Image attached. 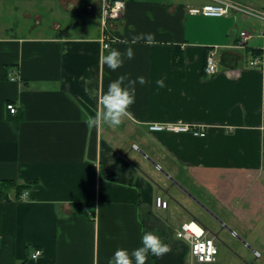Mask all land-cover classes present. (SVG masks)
<instances>
[{
	"label": "crops",
	"instance_id": "1",
	"mask_svg": "<svg viewBox=\"0 0 264 264\" xmlns=\"http://www.w3.org/2000/svg\"><path fill=\"white\" fill-rule=\"evenodd\" d=\"M123 1L105 27L103 0H0V264H108L146 231L169 248L146 264H264V53L261 67L249 65L264 40L233 47L263 23L190 13L212 0ZM232 1L264 10V0ZM113 47L132 48L133 59L108 68ZM212 48L219 59L237 54V67L207 76ZM123 73L145 78L135 102L118 126L89 127ZM192 219L215 236V262H197L177 239Z\"/></svg>",
	"mask_w": 264,
	"mask_h": 264
},
{
	"label": "built area",
	"instance_id": "2",
	"mask_svg": "<svg viewBox=\"0 0 264 264\" xmlns=\"http://www.w3.org/2000/svg\"><path fill=\"white\" fill-rule=\"evenodd\" d=\"M126 8V2L123 0H103V5L101 9V14L105 20V27L108 26V21L112 18L119 16ZM88 10H92V6H87ZM190 13L193 15H202L208 18H221L231 15H241L250 19H258L264 25V10H258L247 6L238 1L232 0H212V3L204 5L200 8H192ZM255 36H258L264 40V28L260 32L252 33L249 30H242L240 32V39L235 44V48L241 50H247L248 43ZM105 48L109 49V37H104ZM260 55H257L252 60H250V67H261L262 58L264 53V46L260 50ZM219 67V50L218 48H212L206 59L205 73L207 76H213L218 72ZM15 81V77L11 78ZM8 110L12 114L17 113V108L9 104L7 106ZM151 132H170V133H190L195 137H206L207 132L205 130L195 128L190 125H161L153 124L150 126ZM29 195L26 190L21 195L20 198L25 200ZM156 208L159 210H167L168 201L164 199L163 196L158 195L155 198ZM89 214L92 216L93 212L90 208H85ZM176 237L178 240L186 242L189 244L190 254L193 259L199 263H212L215 262L218 255V247L216 245V238L211 234L205 227L199 223L196 219H192L188 222L183 223L179 229L176 230ZM43 252L41 250H36L32 255L34 259L42 256ZM258 256V253H257Z\"/></svg>",
	"mask_w": 264,
	"mask_h": 264
},
{
	"label": "clouds",
	"instance_id": "3",
	"mask_svg": "<svg viewBox=\"0 0 264 264\" xmlns=\"http://www.w3.org/2000/svg\"><path fill=\"white\" fill-rule=\"evenodd\" d=\"M151 38V37H150ZM134 57L132 48L121 50L113 47L107 52L103 61L108 68L116 70L122 67L125 60H131ZM127 81V82H126ZM141 85L145 83L143 76L130 78V74H120L115 80L108 84L107 91L100 98L103 105L102 111H97L95 115H90L86 123L89 127L98 126L106 123L111 126H118L122 117L127 113L129 106L136 99V83ZM156 83L164 86L163 80H157ZM140 245L129 250L120 247L108 258V264H146L149 256H160L169 250L168 245L155 232L146 231L140 238Z\"/></svg>",
	"mask_w": 264,
	"mask_h": 264
},
{
	"label": "water",
	"instance_id": "4",
	"mask_svg": "<svg viewBox=\"0 0 264 264\" xmlns=\"http://www.w3.org/2000/svg\"><path fill=\"white\" fill-rule=\"evenodd\" d=\"M239 56L232 52H224L221 54L219 64L222 67L234 69L237 67Z\"/></svg>",
	"mask_w": 264,
	"mask_h": 264
},
{
	"label": "trees",
	"instance_id": "5",
	"mask_svg": "<svg viewBox=\"0 0 264 264\" xmlns=\"http://www.w3.org/2000/svg\"><path fill=\"white\" fill-rule=\"evenodd\" d=\"M31 186L30 183H26L23 185H19L17 186V192H18V196H20L25 190H27L29 187Z\"/></svg>",
	"mask_w": 264,
	"mask_h": 264
},
{
	"label": "rangeland",
	"instance_id": "6",
	"mask_svg": "<svg viewBox=\"0 0 264 264\" xmlns=\"http://www.w3.org/2000/svg\"><path fill=\"white\" fill-rule=\"evenodd\" d=\"M242 55H243V59L242 60H246L247 58V54L243 51V52H240Z\"/></svg>",
	"mask_w": 264,
	"mask_h": 264
}]
</instances>
